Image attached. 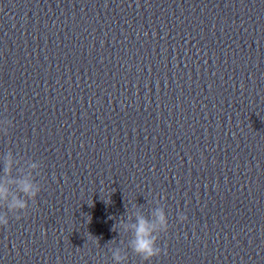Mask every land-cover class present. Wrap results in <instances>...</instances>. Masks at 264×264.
Segmentation results:
<instances>
[{
    "label": "clouds",
    "instance_id": "1",
    "mask_svg": "<svg viewBox=\"0 0 264 264\" xmlns=\"http://www.w3.org/2000/svg\"><path fill=\"white\" fill-rule=\"evenodd\" d=\"M36 169L37 164L33 163L31 166ZM11 159L8 160L5 167V174H10ZM19 195L9 196V188L6 183H0V201L3 202L0 207L6 208L7 212L19 213L26 212L28 209V201H35L37 195L41 191V186L31 178H23L19 181ZM106 202H110L106 201ZM6 213L0 214V226H7L9 223L8 215ZM20 217L17 215L16 217ZM181 221L187 220L184 214H180ZM130 229L133 232V239L130 244L131 250L140 257L143 261H151L162 253V249L158 246L157 241L161 233H167L169 222L166 212L163 209H157L155 218L150 220L143 215H137L135 223L125 225V229ZM112 259L115 264H124L125 255L121 254L120 248H115L112 251Z\"/></svg>",
    "mask_w": 264,
    "mask_h": 264
}]
</instances>
